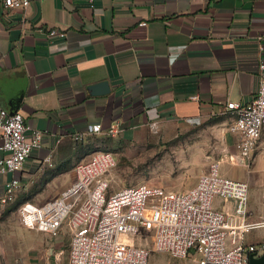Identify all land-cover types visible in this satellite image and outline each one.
<instances>
[{
    "label": "crops",
    "instance_id": "0c3cea01",
    "mask_svg": "<svg viewBox=\"0 0 264 264\" xmlns=\"http://www.w3.org/2000/svg\"><path fill=\"white\" fill-rule=\"evenodd\" d=\"M52 28L66 35L49 38ZM262 61L264 0H31L21 10L0 1V104L43 133L20 172L0 173V198L15 176L21 185L10 202L57 197L77 164L143 139L152 121L209 124L235 159L239 134L226 104L256 96ZM102 82L109 92L95 93ZM114 122L122 132L111 140ZM95 123L103 132L73 140ZM252 162L264 163V135ZM70 242L66 224L57 236L18 227L0 264H69Z\"/></svg>",
    "mask_w": 264,
    "mask_h": 264
},
{
    "label": "built area",
    "instance_id": "2783aa9c",
    "mask_svg": "<svg viewBox=\"0 0 264 264\" xmlns=\"http://www.w3.org/2000/svg\"><path fill=\"white\" fill-rule=\"evenodd\" d=\"M0 1L12 10L26 9L31 3ZM65 35L57 28L47 33L49 38ZM226 108L234 116L229 129L239 134L232 163L249 167L264 135V61L259 65L256 96L248 103L231 100ZM149 125L156 128L158 123ZM101 132L103 125L95 123L72 137L82 142L89 134ZM121 132L120 122L107 131L112 137ZM0 135L4 153L0 173L20 172L42 146L43 133L32 128L21 111L10 112L1 104ZM116 166L114 152L97 151L76 165L75 181L57 197L43 204L22 203L16 210L18 225L57 236L66 224L71 231L69 264H149L152 252L176 258L198 253V264H250L251 259L264 256V241H247L251 230L264 228V219L248 218L249 183L222 174L219 161L213 160L196 185L183 191L146 183L110 191V173ZM20 185L18 176L8 181L1 204L13 200ZM218 198L224 202L223 210L215 206ZM142 229L151 236L150 248L137 242L143 238Z\"/></svg>",
    "mask_w": 264,
    "mask_h": 264
},
{
    "label": "rangeland",
    "instance_id": "374dc122",
    "mask_svg": "<svg viewBox=\"0 0 264 264\" xmlns=\"http://www.w3.org/2000/svg\"><path fill=\"white\" fill-rule=\"evenodd\" d=\"M141 134L144 137L141 140L120 142L109 149L117 157V166L110 173V191L143 183L187 190L196 185L194 181L197 183L200 175L208 172L211 162L216 160L222 162V174L249 183V210L255 214V220L264 219V163L260 168L257 162L249 167L232 163L233 152L222 148L219 136L209 124H158L156 128L148 124ZM117 138L119 136L111 137V140ZM19 206L14 201L0 203V259L4 258V247L9 245L13 230L20 227L16 218ZM142 236L137 242L150 248L151 236L144 229ZM247 241H264V228L251 230ZM199 256L193 252L186 258H176L168 253L152 252L149 264H198Z\"/></svg>",
    "mask_w": 264,
    "mask_h": 264
},
{
    "label": "water",
    "instance_id": "95a60500",
    "mask_svg": "<svg viewBox=\"0 0 264 264\" xmlns=\"http://www.w3.org/2000/svg\"><path fill=\"white\" fill-rule=\"evenodd\" d=\"M92 89L95 93L97 92L96 90H98V92H100V93H107L110 90L107 82H102V83H99L97 85H94L92 87ZM250 264H264V256H262L259 259H251Z\"/></svg>",
    "mask_w": 264,
    "mask_h": 264
}]
</instances>
